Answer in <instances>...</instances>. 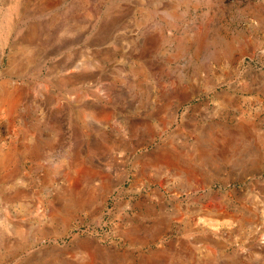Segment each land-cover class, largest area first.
Wrapping results in <instances>:
<instances>
[{"label":"rangeland","instance_id":"rangeland-1","mask_svg":"<svg viewBox=\"0 0 264 264\" xmlns=\"http://www.w3.org/2000/svg\"><path fill=\"white\" fill-rule=\"evenodd\" d=\"M24 2L0 264H264V0Z\"/></svg>","mask_w":264,"mask_h":264},{"label":"bare ground","instance_id":"bare-ground-1","mask_svg":"<svg viewBox=\"0 0 264 264\" xmlns=\"http://www.w3.org/2000/svg\"><path fill=\"white\" fill-rule=\"evenodd\" d=\"M54 1H55V0H54ZM25 2H26V0H25ZM25 2H24V3H25ZM43 2H44V1H43ZM49 2H50V1H49ZM29 3H30V2H29ZM50 3H52V2H50ZM45 4H46V3H45ZM54 5H55V4H54ZM56 5H57V4H56ZM22 6H23V5H22ZM45 6H47V5H45ZM45 6H44V8H45ZM52 6H53V5H52ZM36 8H38V7H36ZM33 9H34V8H33ZM20 10H21V9H20ZM22 10H23V9H22ZM25 10H26V9H25ZM35 10H36V9H35ZM28 11H29V10H28ZM33 11H34V10H33ZM44 11H45V10H44ZM22 14H23V13H22ZM24 14H25V13H24ZM30 14H31V13H30ZM35 14H36V13H35ZM7 22H8V21H7ZM7 24H9V23H7ZM6 29H7V28H6ZM6 29H5V30H6ZM34 30H36V29H34ZM28 32H29V31H28ZM0 33H1V32H0ZM19 33H20V32H19ZM35 33H36V32H35ZM10 34H11V33H10ZM16 34H17V33H16ZM26 34H27V33H26ZM7 35H8V34H7ZM17 35H18V34H17ZM22 35H23V34H22ZM32 35H33V34H32ZM8 36H9V35H8ZM25 36H26V35H25ZM30 37H31V36H30ZM30 39H31V38H30ZM32 39H33V38H32ZM32 39H31V40H32ZM23 41H24V38L22 37V38H21V42H23ZM26 43H27V42H26ZM18 45H19V44H18ZM13 63H14V62H13Z\"/></svg>","mask_w":264,"mask_h":264}]
</instances>
